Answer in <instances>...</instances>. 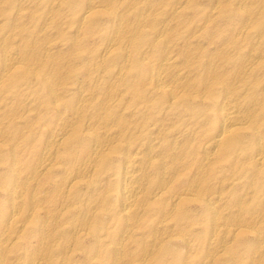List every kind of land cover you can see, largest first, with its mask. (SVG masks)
Masks as SVG:
<instances>
[{"label": "bare ground", "instance_id": "bare-ground-1", "mask_svg": "<svg viewBox=\"0 0 264 264\" xmlns=\"http://www.w3.org/2000/svg\"><path fill=\"white\" fill-rule=\"evenodd\" d=\"M62 1L64 3V0H56L53 6V3L49 4L50 2L48 5H51L52 8L60 5ZM184 1L186 2L188 0ZM196 1L198 2L199 0H195V2ZM113 2L114 0H90L87 10L82 13L79 11L81 15L77 13L79 14L76 15L77 17L75 13L73 15L75 19L70 18L77 22L76 25L78 29H80L82 25L90 23L91 20L94 21V19H92V8L95 7V5H109L108 7H110V9L112 8L109 12H112L115 7ZM169 2L164 3L169 4ZM213 2L215 4V7H213L215 10L212 11V13L216 18V15H218V13L220 14V12L225 9L222 7L223 4L221 6V0H213ZM40 3H42L41 0L35 2L36 6ZM148 3L146 1L136 0L132 4L127 5V8L125 7L126 9L124 8V12L117 18L118 23L116 24L113 22L111 24H116L114 27L115 32L113 31L115 34L113 36L111 34L108 35L110 42L107 46L105 45V47L102 48V52L97 59H95L97 54L96 56L93 55L94 57L88 56L93 50L89 49L87 56L89 57L88 61H90V63L88 64L90 66L86 72H84L85 78L88 79V82L86 81L88 85L85 89L80 87L76 97H69V95L68 97H64L61 94L62 91L64 94L67 88V81L64 79L69 78L73 80V78H70L69 74L68 78H64V81H60L62 78L60 79L61 75L59 72L64 68L65 64L68 63V60H66L68 57L64 58L58 54V56L55 54L56 57H53L50 54L56 46L52 40L45 41L42 46L39 48L37 47L38 49L35 51L23 46L20 40L17 44H11L3 49V59L1 58L0 63V85L7 80L12 81V85H15V80L12 76L21 73L30 74L31 80L39 79L42 88L45 89L46 96L43 100L45 102V105H43L44 109L51 111L53 117H56L59 121L54 123L55 125L51 130L42 128L41 134L43 135L39 143V148L30 149L28 151L29 156L22 160L20 159V153L16 149L18 143L17 145L13 142L10 143L11 138L9 140L10 142L7 143L5 141L6 133H3V135L0 130V158L1 156L7 158V161L5 160L3 166L0 167L2 168V170H0V189L2 193V203H0V264H72L70 255L79 248L82 249V247L78 246V242L82 241V239L87 236H91L92 242L90 244L91 246L87 248L85 261L95 262L97 264H168V257L171 258V262H174L173 264H215L216 261L223 259V253L231 241L246 229L254 234L258 242L255 252L259 254L264 252V235L260 234L258 231L260 224L264 222V211L259 212V214H256V216L250 219H234L233 221L231 220L232 222L230 221L231 223H227L226 217L232 212L228 211L224 214L218 209L219 207L217 204L221 196H219V193L216 195L211 192L207 194L203 188L204 185H202V177L199 175L200 173L210 170V167L214 164L216 159H218L217 154L219 153L238 156L240 153L246 152L245 148L242 146L243 129L250 130L253 147L251 148L250 144L245 147L252 151L250 157L255 168L254 173L264 168V117H260V119L258 118L253 121L252 112H247L246 110L248 109L244 108L246 104L242 107L240 103L244 98V94L248 95V93L253 92L252 85L256 83L255 81H245L243 75L245 73L247 74V72L249 73L254 66L257 67L256 64L259 61L256 60L250 63V61L248 62V60L244 58L246 60L245 62H248L246 63L247 65L245 67L240 65L243 68H241L242 70H237L238 72L235 71L230 76H226L224 73L217 74L216 70L219 64L221 65L223 63L218 64L211 59H207L205 62L199 61L200 58L197 59L200 55L199 53H201L199 49L198 51L194 50L187 52L185 56L182 55V58H178L173 54L174 52L169 54L175 44L173 42L169 43V41V44L166 43L158 49L161 60L155 65V61L148 59L152 56L147 58L143 55L144 53H141L142 51L139 52L142 45L141 40H139L141 34L153 35V38L150 40L148 39L146 44L147 47L163 43L165 39L163 41L160 39L162 37L161 34L154 33L159 30H151L152 27L150 24H153V21H156L158 17H162L161 14L164 13L165 15V13L167 14L168 12V21L164 23V27H162L161 30L164 31L172 26L171 20H177L179 18L177 16H181L183 13H180V9L176 8L166 9L164 5L154 11L150 8ZM188 3L190 4V2ZM118 4L120 5V3ZM157 5L155 6L157 7ZM159 5L162 4L159 3ZM69 6L71 5L69 4ZM51 8L48 10L50 11ZM211 8L212 7H210V9ZM120 9L118 10L120 11ZM243 9L246 14L245 18L247 19V21H244V25L246 22L248 23L240 28L237 35H235V39L238 41L245 35L255 33L249 22L251 21L250 19H253L251 18L253 14L251 15L248 9ZM21 12V9H18L16 14L20 17ZM195 12L194 14L197 15V12L201 11ZM179 13L181 15H179ZM54 18L55 16H51V20L48 19L49 22H45L47 24L44 25L42 23L44 26L39 29L41 31H39V33H42V31L44 32L47 26H49L48 24L56 20V18ZM193 18H196L195 15ZM62 19L64 18L62 17ZM128 19H130V21L127 22ZM1 20L2 19H0V21ZM181 20L183 19H180V21ZM212 20L215 22L214 16L211 21ZM74 21H71V23H74ZM178 22L176 21L175 24H178ZM206 23H209V21ZM215 24L217 23L215 22ZM128 25L130 26L129 28ZM144 25H148L149 28H144L146 27ZM186 26H188V23ZM196 26H199V24H196ZM89 27L91 28V26ZM104 27L106 26H103V28ZM107 27L109 28L110 26ZM89 30H91L90 32L93 34L94 31H92V28ZM173 32L174 31H172L171 34H174ZM212 32H210V34ZM262 32L264 31H261V33ZM10 33L12 32L7 34L8 37L14 38L15 33ZM193 33L195 35V32H192V36ZM165 34L169 38L168 34ZM23 36H26V34ZM28 37L27 35L26 38L28 39ZM188 37L189 39H186V43L189 45L192 38L191 35ZM107 40L108 39L104 42H107ZM32 41L34 42L33 39ZM99 41L101 42V40ZM78 43L80 44V42ZM214 45H217V43ZM195 48L196 46L194 49ZM227 48H224V51H219V53L222 52L225 54L231 50L229 49L228 51ZM165 50L169 51L168 55H164ZM186 50L188 49H185L184 53ZM175 52H177V50ZM252 52H254V50ZM78 53L79 52L71 57H78L80 55ZM93 53H95V51ZM138 53L142 54V60H145L147 63L144 64L150 69V79L148 82L141 81L144 83L142 84L140 82V85L138 83V87L135 82H128L126 85L127 88L125 87V92L128 94L126 96L118 87L124 81V78L127 77L126 74L129 65H133L132 63L129 64L131 58ZM178 53L181 52L178 51ZM66 54L69 56L68 53ZM155 54L156 53H154V55ZM249 54L252 53L250 52ZM227 55H223L222 57L225 58ZM113 58H120L123 60V63L118 65L116 70L112 72L113 74L111 75L114 78L111 80L110 84L100 86L98 81L102 76L100 77L98 74L92 80L90 75L94 76L92 74L95 72L93 70L96 69V67H105V62ZM218 58V60H220V57ZM82 61H80V64ZM241 63H243V61ZM68 64L70 65V63ZM112 65L110 66L113 67ZM66 66L65 68L68 69L67 64ZM78 66H80V69L81 65L78 64ZM198 66L204 68V74L195 79L194 76H191V73ZM22 68H24L25 71L21 70ZM71 68L72 66H70L68 70H71ZM66 72L70 73V71ZM90 72L92 74H90ZM95 73H97V71ZM62 75L64 74L62 73ZM74 75L72 77H74ZM81 77L83 78V76ZM80 78L78 76V80ZM108 78L111 77L108 75ZM138 78H140V76ZM104 79H107V77ZM75 85L76 83L73 84V86ZM221 91H224V97L223 100L220 99L219 101L217 98L219 96L218 93H221ZM239 92L241 94L243 93V95H240ZM206 97L210 99L211 107L208 111L204 112L205 124L208 125L205 131L208 133L210 132V135L205 139L206 141L202 143L199 151L195 152L196 157L193 158L197 161L195 163L196 168L189 174L188 179L181 182L180 186L178 185V188H173L172 183L177 179V175H179L178 171L186 167L183 161V156H186L184 155L185 147L183 148L177 143V140L179 141L177 136L181 138L184 129L181 128L178 132L179 134L171 139H167L165 132L168 131L170 127H173V123L168 124L164 122L166 120H164L163 115L177 110L179 105L188 107L194 100L203 101ZM240 97L241 100L239 102ZM154 98H157L159 103H165V105L159 107L158 102H156ZM255 98H253V100ZM3 100L5 99L3 98L2 102ZM129 100L132 101L129 103ZM20 102L21 101H19V103ZM250 102L252 104L255 103L252 101V98ZM9 104L7 108H9ZM4 107L5 105H2L0 109ZM21 108H23V106ZM156 108L157 110L152 112V110ZM31 109H26L24 111L25 115H23L27 116ZM139 109L144 114H149L148 118H150V122L145 123L148 119L147 117H145L147 119L143 121L139 118L138 120L140 121L136 120L137 122L131 120L134 117L131 118L129 116L134 115L136 110L138 111ZM1 111L3 112V110ZM9 111L8 109V113H10ZM38 112L36 114H38ZM153 113L156 115L159 114L160 116L153 118ZM43 114H41V116H43ZM126 115L131 119H127ZM16 117H20V115L17 114ZM43 118L44 117H42V119ZM14 119V117H8L7 122H11ZM7 122L1 125L4 127V125H7ZM0 128L2 129V126ZM4 128L2 130H4ZM28 129H30V127ZM201 132H204V130H201ZM15 133L14 135H16ZM22 138L23 137L20 139ZM136 140H138V142H136ZM32 144L33 143H31V145ZM31 145L30 147H32ZM242 149L245 151H241ZM59 165L64 167L65 172L60 179H53L54 181H52L50 177L44 176L46 173L48 174L50 169L58 167ZM187 165L189 164L187 163ZM53 173H49L48 176ZM237 177H231L229 183H238L240 179L237 180ZM224 180L225 178L219 180L218 184H222ZM48 187H50V189ZM44 188H48L49 190L47 189L44 191ZM190 199L200 202L203 211L200 213L201 217L199 216L197 219L188 221L183 225L191 226L195 223L199 225L201 222H205L202 228V236L200 237L201 241H205L206 244L204 254L196 261L189 259L190 257L187 259L186 256H178L177 245L174 243V241L176 242L178 240L183 241L182 243H184L185 246L189 245L183 235L175 232V225L189 215L186 212L187 208L185 207V201ZM239 207H242V202L238 203L237 208ZM188 229L191 230L189 227ZM8 251L14 253V258L12 260L7 259L8 255L6 252ZM252 260L253 258L248 264H254L255 262Z\"/></svg>", "mask_w": 264, "mask_h": 264}, {"label": "rangeland", "instance_id": "rangeland-1", "mask_svg": "<svg viewBox=\"0 0 264 264\" xmlns=\"http://www.w3.org/2000/svg\"><path fill=\"white\" fill-rule=\"evenodd\" d=\"M20 1H22V2H20ZM38 1H40V0H28V1L27 0H0V6H1L0 7V19H2L0 21V30H1L0 31V45H1L0 46L1 47L0 48V63H1V58L3 56V53H2L3 49L5 47L7 48L11 44L12 45L17 44L19 42V40L23 46H26L27 48H29L32 51H35L40 46H42V44L45 41L52 40L54 42V44L56 45L55 46L56 49L54 48L50 54L53 57H56L57 54L60 55L61 57L63 56L64 58L70 57L69 59L68 58L66 59V60H68V63H70V65L68 63H66V64L68 65V69L70 68V66H72L71 70H68L67 68H65L66 64H65V66L63 65L64 68H62L61 71L64 75H62L61 71L59 72L61 75L60 79L62 78L60 81H64V80L67 81L66 82L67 88L64 91V94H63V91L61 94L64 97H68V95H69V97H76L78 92H79L80 87L82 89H85L86 86L88 85V83H87L88 79L85 78L86 76L84 73V72H86V70L90 66L88 64V63H90V61H88V58L94 57V56H96V54H97V57H95V59L98 58V56L102 52V48H104L105 45L107 46L108 43L110 42L108 35L111 34L113 36L115 34L114 33L115 32L114 27L118 23V19H117V18H119L118 16L122 12H124L123 10L125 7L127 8V5L132 4L136 0H130V1H128V0H114L113 3H114L115 7L113 8L112 12H109L112 9V8L110 9V7H108L109 5H106V4L95 5V7L92 8L93 9L92 16L94 17V18L92 17V19H94L95 22L91 20L90 23H88L91 25H88V24L82 25L80 29H78V27L76 25L77 22L74 21L75 18L73 15L75 13H76L75 16L79 15V14L81 15L82 12L87 10L90 0H66V1L64 0V3L62 1L61 4L58 5L59 7L54 6V7H52L53 9L51 8V5H48V3L49 2H50L49 4L53 3L52 4V6H53L55 4L54 2H56V0H41L42 3H40L39 5L36 6L35 2H38ZM138 1H141V0H138ZM142 1H146L148 3V0H142ZM159 1L160 0H156V1L155 0H149L148 4L150 5V8H152V10H154V11L157 10V8H159L160 6L163 7V5L166 7V9H170V8L180 9V13H183V14L181 15L179 13V15H181V16H177V17H179L180 19H183V20L180 21L179 18L177 20L173 19L174 21L175 20L177 22L179 21L178 24H175L176 21L174 22L173 20H171L170 22H171L172 26L169 27V29L164 30L165 31L164 32L161 30H162V27H164L163 26L164 23H166L168 21L167 17L169 18V13L167 12V14L165 13V15H164V13L161 14L162 17H158L156 21L155 20L153 21V24L152 23L150 24V26L152 27L151 30H153V31L159 30L158 32H154V33L161 34L162 37L160 36L161 37L160 39L162 41L165 39L164 41H166V42L163 41V43H159V44H155L151 47L150 46L147 47L146 46L147 41H148V39L150 40L151 38H153V35H150V34L146 35V34L142 33L141 38L139 39L142 42V45L140 47L139 52L142 51L141 53H144L143 55L147 58L152 56L148 59H150L151 61H155L154 64L157 65V63L161 60V58H160L161 56H159L160 54H159L158 49L170 41L169 43H171V42L175 43L174 47L172 49L173 51L171 50L169 52V51H167L168 50L167 49V50H165L166 54L164 53V55H168V52H169V54H172L174 52L173 54H175L178 58H182L183 56H185L187 54V52L194 51V50L198 51V49H199V51H201V53H199L200 55L197 59L200 58L199 61H201V62H205L207 59H211V60L216 61L218 64L223 63V64H221L223 66H221L219 64V67H217L216 70H217V74L224 73V75H226V76L227 75L230 76L232 73H234L237 70L238 71L242 70L243 68L241 66L245 67L247 65L246 63H248L249 61H250V63H253L254 61L258 60L259 62H257V64H256L257 67L254 66V68H252V70L249 73L247 72V74L245 73L243 75V77H245V81H253V82L255 81L256 82L252 85L253 92L248 93V95L244 94L245 99L243 98V100H241V97H240L239 102L241 100L240 103L242 104L241 105L242 107H244L246 104V106L244 108L248 109V110H246L247 112H249V111H250L249 113L252 112L251 114H253V121L258 119V118L260 119V117H264V32L261 33V31H264V0H242V1L241 0H221V6L223 4L222 7H224L225 10L220 12L221 15L218 13L219 16L216 15V18H215V15H213V13H212V11L215 10L213 8V7H215L213 0H206V2H205V0H203V1L199 0L198 2L196 1L197 4H196L195 0H191V1L188 0L186 2L184 0H161L160 2ZM162 1L167 2V3L169 1L170 2H169V4H167V3H164ZM177 1H179V2H177ZM200 1H201V3H200ZM188 2H190V4ZM224 2H226V3H224ZM72 3H73V5H72ZM118 3H120L121 6ZM122 3H124V4H122ZM159 3H161L162 5H159ZM249 3H250V5H249ZM69 4L72 7L69 6ZM209 4H210V6H209ZM245 4H247V5H245ZM155 5H157V7ZM197 5H199V6H197ZM19 6H21V7H19ZM171 6H174V7H171ZM206 6H207V8H206ZM186 7H188V8H186ZM210 7H212V8L210 9ZM237 7H239V8H237ZM49 8H51L50 11L48 10ZM95 8H96V10H95ZM243 8L248 9L249 12H251V15L252 14L254 15V16L253 15L251 16V18H253V19H250L251 21H249V22L251 23V25H252L251 28L253 27L252 30L255 31V33H252L251 35H245L243 38H240V40L238 41L235 39V37H236L235 35H237L240 28H242L243 26H245L248 23V22H246L244 25V21L245 20L247 21V19L245 18L246 14L244 13ZM18 9L19 10L21 9V11H22L21 14L23 13L24 15L20 14V17H19L16 14V11ZM118 9H120V11ZM236 9H238L239 11ZM195 11H201V12H197V15H196V14H194V13H196ZM27 12H29V13H27ZM72 12H74V13H72ZM206 12L208 13V15ZM223 12H224V14H223ZM77 13H79V14H77ZM209 13H210L211 17L209 15ZM161 15H159V16H161ZM191 15H193V16L195 15L196 18H193V16H191ZM212 15L214 16V21L217 24H215V22H213V20L211 21V19H213ZM51 16H53V17L55 16L56 20H60V21L54 20L56 22L53 21L52 23L48 24L49 26H47V29L44 32L42 31V33H39V31H40L39 29L42 28V26H44L45 24H47L49 22V20H51ZM65 16L68 18H66ZM48 17H50V18H48ZM62 17L64 19H62ZM70 17L74 18V19L71 20ZM164 17L166 20L164 19ZM186 18H187V20H186ZM188 19H190V20H188ZM110 20H111V22H110ZM159 20L161 21V23ZM69 21H70V24H69ZM71 21L72 22L74 21V23H71ZM128 21H130V19H128L127 22ZM205 21L206 22L209 21V23H206ZM45 22H47V23H45ZM113 22H115L116 24L114 23L113 25H111ZM202 22H204V23H202ZM210 22H213V23H210ZM94 23H95V25H94ZM181 23H183V24H181ZM187 23H188V26H186ZM12 24H13V26H12ZM16 24H17V26H16ZM108 24H110V25H108ZM196 24L197 25L199 24V26H196ZM204 24H206V25H204ZM154 25L156 27H158V26L159 27L156 28ZM89 26H91L92 31H94L93 34H92V32H90L91 30H89V29H91V28ZM103 26H106V27L103 28ZM107 26H110V27L108 28ZM144 26H146L144 28H147V27L149 28L148 25H144ZM182 26H184V27H182ZM204 26H206L207 28ZM215 26H216V28H215ZM129 27L130 26L128 25V28ZM153 27H155L156 29ZM200 27H202V28H200ZM100 28H102V29H100ZM213 28H215V29H213ZM195 29H196V31H195ZM167 31H169V32H167ZM172 31H174L173 33L175 35L171 34ZM9 32L15 33L14 38L8 37L7 34ZM190 32H191V34H190ZM192 32H195L196 36L194 35V33L192 36ZM197 32H198V34H197ZM210 32H212L211 34H213V35H211ZM12 33H10V34H12ZM165 33L168 34L169 38L167 37V35ZM177 33H178V35L179 34L180 35L178 36ZM25 34H26V36H23ZM78 34H80V35H78ZM27 35L29 36L28 39L30 38L31 40L30 39L28 40L26 38ZM84 35H86V36L89 35V36H87V38H86V36H84ZM111 35H110V37H111ZM170 35H171V37H170ZM190 35H191L192 39H191V43L188 45L186 43L187 42L186 39H189L188 36H190ZM213 36H214V38H213ZM76 37L78 38V40ZM186 37H188V38H186ZM193 37L196 39H194ZM231 38H233V39H231ZM32 39L34 40V42L32 41ZM102 39H103V41H102ZM106 39H108L107 42H104V41H106ZM212 39L214 40L215 43H217V45H214L215 43L213 42ZM2 40L4 41V43ZM5 40H6V43H5ZM99 40H101V42ZM145 40H146V42H145ZM228 40L229 41L232 40V41L229 42ZM78 42H80V44ZM195 42H197V43H195ZM227 42H229V43H227ZM180 43H181V45H180ZM198 43H200V44H198ZM253 43H256V44H253ZM2 45H4V46H2ZM61 45H63V46H61ZM77 45H78V47H77ZM84 45L85 46L87 45L89 47L86 46V48H85ZM194 45L196 46L195 49H194V47H195ZM59 46H61V47H59ZM191 46H193V47H191ZM33 47H34V49H33ZM74 47L75 48L77 47V48L75 49ZM96 47H98V48H96ZM205 47H208V48H205ZM209 47H211V48H209ZM217 47L219 50L217 49ZM72 48H74V49H72ZM83 48H85V49H83ZM150 48H151V50H150ZM224 48H227L228 51H229V49H231V50L225 54L222 52H221L222 54L219 53V51H222V50L224 51ZM78 49H80V50H78ZM89 49H91V50L93 49V50L92 51L90 50L91 52L88 54ZM185 49H188V50H186L184 53ZM176 50H177V52H175ZM253 50L255 53L252 52ZM94 51H95V53H93ZM178 51H180L182 54L178 53ZM74 52H76V53L79 52L78 54H80V55L78 57L73 56L74 58L71 57L72 55L76 54ZM84 52H85V54H84ZM212 52H214V53H212ZM217 52L219 55L217 54ZM250 52L252 54H249ZM66 53H68L69 56H67ZM141 53L133 55V57L131 58V61L129 62V64L132 63L133 65H131V64L129 65L128 70H127V74H126L127 77L124 78V81L118 87L122 91V93H124L126 96L128 95L125 92L126 88H127L126 85L128 84V82H130V83L135 82L137 84V87H138L141 83L143 84L144 82H148L150 79V77H149L150 69L148 68L147 65H145V64H147L145 62V60H142V58H141L142 54ZM154 53H156V54L154 55ZM209 53H211V54H209ZM229 53H231V54H229ZM259 53L260 54L262 53V54L260 55ZM87 54L89 57L87 56ZM214 55L215 56L218 55V56L215 57ZM223 55H227V56L224 58V57H222ZM253 55L255 56V59H254ZM218 57H220V60H222V61L218 60L219 59ZM242 58L243 59L245 58L246 60H248V62H245L246 60L245 59L243 60ZM140 59H141V61H140ZM70 60H72V61H70ZM80 61H82L81 64H80ZM122 61L123 60H121L120 58H113L111 60H108L104 64L105 67L98 66V67H96L97 70L96 69L93 70L95 72L97 71V73L94 72L95 74L94 73L92 74L90 72V74L94 75V76L90 75V78H92V80H93L99 74L100 77L101 76L103 77V78L101 77L98 81L99 82L98 84L100 86L110 84L111 80H113V78H114L111 75V74H113L112 72H114L116 70L118 65L123 63ZM242 61H243V63H241ZM109 62H111V63H109ZM74 63H76V64H74ZM112 63H113V65H112ZM78 64L81 65L80 69H79L80 66H78ZM75 65H76V67H75ZM110 65H112L113 67H111ZM236 65H237V67H236ZM74 68H76V69H74ZM196 68L194 69L195 72L193 70L191 73V76L192 77L194 76L195 79L201 77L204 74V72H203L204 68L202 66L201 67L198 66ZM65 69H67V70H65ZM148 69H149V71H148ZM21 70L25 71L24 68H22ZM66 71H68V72L70 71V73H67ZM98 71H99V73H98ZM106 71H108V72H106ZM230 71H233V72H230ZM53 72H55V71H53ZM197 72H198V74H197ZM39 73H40V70H39ZM72 73H74L75 75ZM137 73L140 76V78H138L139 76L137 75ZM69 74H70V78H73V80L68 78ZM73 75H74V77H72ZM108 75L112 79L108 78ZM78 76H79V78L81 76H83L84 81H83L82 77L78 80ZM105 77H107V79H104ZM12 78L15 80L14 81L15 85H12L13 84L12 81H9V80H7L5 83L0 85V87H1L0 88V101H1L0 107H2V105H5L4 108L0 109V119H1L0 125L6 124L8 117H14L15 119L11 122L8 121L7 125H4L5 128L3 127V125H1L2 129L4 128V130H2L1 128H0V130H1L2 134L6 133L5 134L6 139L4 138V136H3V138L5 139V141L7 143L10 141H11L10 143H12V142L14 144L16 143L15 145H17V143H18V145L16 146L17 147L16 149L20 153V159L22 160V159H26L27 156H29L28 151L30 149L32 150L34 148H39V145H40L39 143H40L41 137L43 135V134H41L42 128L46 129V130H48V129L51 130V128L54 127V125H55L54 123L58 122L59 120H57L56 117H53V113L51 111L44 109L43 105H45V102L43 100H44L46 95H45V89L42 88L39 79L31 80L32 78H30V74L28 75V74H22V73L13 75ZM64 78H68V79H64ZM74 79H76V80H74ZM16 80H17V82H16ZM68 81H70V82H68ZM141 81H144V82H141ZM81 82H82V84H81ZM102 82H104V83H102ZM68 83H71V84H68ZM74 83H76L75 86H73ZM138 83H139V85H138ZM92 84H93V81H92ZM121 85H123L124 87ZM70 87H71V89H70ZM2 94H3V96H2ZM218 95L219 96H218L217 100H219V101H220V99L223 100L224 91H221V93H218ZM240 95H243V93L242 94L240 93ZM3 98L5 99V100H3V102L6 101L5 103L2 102ZM251 98H252V101L255 102L254 103L255 105L250 102ZM253 98H255V99L253 100ZM204 99H203V101L194 100L190 105H188V107H184V106L182 107V105H179L177 107V110H173V111L163 115L164 120H166L164 122H166L168 124L173 123V127H170L169 130L165 132L167 139H171L175 135L179 134L178 132L181 128L184 129L182 131L181 138H180V136H177V139H179V141L177 140V143L180 144L181 147H183V148L185 147V152H184L185 154L184 155H186L188 157L187 158L186 156H183L184 157L183 161L185 162L186 167L178 171L179 175H177V179L174 180L172 183L173 188H175V187L178 188V185L180 186L181 182L188 179L189 174H191V172L196 168L195 163L197 161L195 158H193V157H196L195 152L199 151L202 143L204 141H206L205 139L210 135L209 134L210 132L208 133L205 131L207 129L208 125L205 124L204 112H206L210 109L211 104H210V99H207V97ZM154 100L156 102H158L159 107H162L165 105V103H162V102L159 103V100H157V98L156 99L154 98ZM19 101H21L22 103L21 102L19 103ZM130 101H132V100H129V103H130ZM256 102H257V104H256ZM7 103L8 104L10 103L8 106L9 108H7V105H8ZM21 105L23 106V108H21L22 107ZM247 106H248V108H247ZM19 107H20V110H19ZM25 108L26 109L32 108L31 111H29V114H27V116H24L25 115L24 111L26 110ZM38 108H39V110L41 108V110H40L41 112L38 110ZM8 109L10 110L9 111L10 113H8ZM1 110H3V112L5 111V112L3 113ZM33 110H35V111H33ZM156 110H157V108L153 109L152 112H154ZM1 112H2V114H1ZM37 112H38V114H36ZM6 114H7V116H6ZM8 114H10V115H8ZM17 114L20 115V117H16ZM41 114H43V116H41ZM138 114H140V115H138ZM126 116H127V119H131L132 117H134L131 120L136 121L139 118L141 121H143V120H146L148 118L149 114L148 115L144 114L139 109L138 111L136 110L134 115L129 116L131 118H129L128 115H126ZM159 116H160L159 114L156 115L155 113H153V118L159 117ZM37 117H38V119H37ZM42 117H44V118L42 119ZM145 117H147V118H145ZM179 118H181V119H179ZM149 119L150 118H148L145 121V123L150 122L151 120H149ZM140 120H138V121H140ZM184 123H185V125H184ZM201 125H203V126H201ZM6 127H7V129H6ZM29 127H30V129H28ZM201 130H204V132H201ZM243 132L244 133H243V138H242V141H243L242 146L245 148L246 152L240 153L238 156H232L231 154L229 155V154H225V153L224 154L219 153V154H217L218 159H216L214 164L210 167V170L199 174L202 177V182H203L202 185H204V187L203 186L202 187L205 189L207 194L208 193L210 194V192L214 193V195L219 193V196H221L219 199L220 201L217 204L219 207L218 209L221 210V212H223L224 214H226L228 211L232 212L231 214L227 215V217H226L227 223H231L234 219H250V218L256 216V214H259V212L264 211V168H261L258 172L254 173L255 168L253 166V163L251 162L252 160L250 157L252 154V151L249 150L248 148H246L248 144L251 145V148L253 147V143L251 142L250 130L249 129H243ZM246 132H248V133H246ZM14 133L16 135H14ZM17 133H19V134L22 133V134L19 135ZM24 133H26V134H24ZM21 137H23L22 138L23 140L20 139ZM10 138H11V140H10ZM190 139H192V140H190ZM17 140H18V142H17ZM20 140H22V141L19 142ZM197 140H199V141H197ZM136 142H138V140H136ZM197 142H198V144H197ZM31 143H33V144L31 145ZM30 145L32 147H30ZM40 148H42V147H40ZM163 148H165V147H163ZM245 150L242 149L241 151H245ZM4 157L1 156V158H0V159H2V160H0V163H1L0 167L3 166V163L5 162V160L7 161V158H4ZM187 163L189 165H187ZM63 165L67 166L65 164H63ZM187 166H189V167H187ZM0 170H2V168H0ZM51 170H52V172H51ZM49 173L50 174L53 173V174L48 176ZM48 174L46 173V175H44V176L50 177V180H52V181H54L53 179H60V177H62V175L65 174L64 167L61 165H59L58 167H54V168L49 170ZM237 176H239V177H237ZM231 177H237V180L240 179L239 180L240 183L238 182V183L230 184L229 181H230ZM223 178H225L224 182L219 185L218 181L222 180ZM48 180H49V178H48ZM205 180H207V181H205ZM48 188L50 189V187H48ZM48 188H44L43 190L46 191ZM240 201L242 202V207L237 208L238 203H241ZM185 202H186L185 207L187 208L186 212L189 215L184 220H180L178 223H176L175 232L183 235L184 238L187 240L189 245L185 246L184 243H182L183 241H178V240L176 242L174 241V243H176V245H177V250H178V254H179L178 256H180V257L186 256L187 259L190 257L189 259H193L196 261L197 259H200L204 254V248H205L206 244H205V241L204 242L201 241L200 237L202 236V232H203L202 228H203V225H205V222L203 221L199 225L197 223H195L191 226H185L183 224L187 223L188 221H192L194 219H197L200 216V213H202L203 207H202L200 202L195 201L193 199L186 200ZM0 203H2L1 189H0ZM196 204H197V206H196ZM239 209H241V210H239ZM233 214H234V216H233ZM231 216H233V217H231ZM262 224H264V222H262L260 224L258 231L260 234L264 235V225H262ZM188 227L191 230H189ZM180 229H182V230H180ZM241 234H239L237 237H235L231 241V243L225 249L226 253L225 252L223 253V256H222L223 259L216 261L215 264H235V263L236 264H248V263H250V260L252 258L254 260V261L252 260L253 262H255V263L257 262L256 264H264V252H261L260 254L255 252V249H256L258 242L255 239L254 234L248 229L244 230V232H242ZM91 242H92L91 236H87L84 239H82V241L78 242V246L82 247V249L77 248L78 250L76 252L74 251L70 255V261L72 264H97L95 262L85 261V256H86L85 254L87 253V250H88L87 248L89 246H91L90 245ZM8 252H10V251H8ZM8 252H6L8 255V257H7V255H6V257H7V259L12 260L14 258V253L12 251L10 253H8ZM254 252H255V254H254ZM253 254H254V256L252 257ZM168 258H167V260H168L167 263L169 262L168 264H173L174 262H171V258H169V259ZM103 259L105 260L106 258H103ZM106 261H109V260L106 259ZM155 264H160V263H155Z\"/></svg>", "mask_w": 264, "mask_h": 264}]
</instances>
